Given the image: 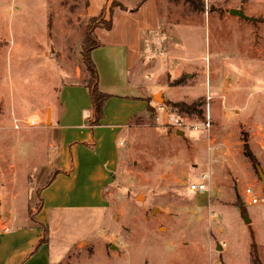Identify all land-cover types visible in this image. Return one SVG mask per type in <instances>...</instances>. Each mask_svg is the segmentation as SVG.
Returning <instances> with one entry per match:
<instances>
[{"label": "rangeland", "instance_id": "1", "mask_svg": "<svg viewBox=\"0 0 264 264\" xmlns=\"http://www.w3.org/2000/svg\"><path fill=\"white\" fill-rule=\"evenodd\" d=\"M158 1L161 29L147 34L139 73L151 76V103L165 106L159 123L154 106L130 97L138 88L130 91L122 56L105 48L95 53L105 78L125 82L93 129L82 116L90 97L81 52L106 0H0V244L22 230L1 245L0 264L23 246L58 151L71 172L45 195L85 203L43 211L51 256L69 253L58 264H254L252 241L264 264V0H205L203 11ZM198 121L209 126L191 127ZM123 149L129 172L116 167ZM198 181L206 190L189 188Z\"/></svg>", "mask_w": 264, "mask_h": 264}, {"label": "crops", "instance_id": "2", "mask_svg": "<svg viewBox=\"0 0 264 264\" xmlns=\"http://www.w3.org/2000/svg\"><path fill=\"white\" fill-rule=\"evenodd\" d=\"M112 1L116 2L115 4H112L115 6H111L110 3ZM158 2H159L158 0H106V4L98 12V14L102 11L104 12L103 20L99 22V25L95 26L92 30L94 35L97 36L101 41L100 42L101 45L92 50L93 60L96 64L99 74V81H98L99 89L108 95L115 96V94L112 93H121L122 86L125 82V80L115 83L108 82L103 74L99 60L95 58L96 52H100L105 48H108L109 50H111L112 48L122 56L123 61L126 63V83L130 88V91L135 90L136 89L135 86L138 88V90L136 92H133V94H131L130 97L143 99V101H145L147 104L146 106L147 112L149 105H151L149 102H152V100L156 99L158 97V94L155 91L150 92L148 91L147 88L144 87L143 84L145 82L144 80L151 76L150 74H144V73L141 74L139 73V70L142 69L140 65V61L144 59V57L142 56L144 50L142 51V48L144 45V41L148 37L147 34L150 33L149 31H156L160 28V21L158 16V7H157ZM110 20H111V28H106L107 23ZM145 51H147L148 53L152 52L149 46L146 47ZM110 61L113 62V58H111ZM132 81H136L140 85H138L137 83H131ZM130 83L133 84L134 86H131ZM72 87H79V84L77 86L74 85V86L65 87L66 88L65 90ZM177 90L179 91L180 89ZM84 102L85 100H82V103ZM60 104L61 102H59V105ZM82 111H83L82 116L84 117V119L88 120L89 127H92L93 129H98L103 126L102 125L103 119L100 121V124L97 125H93L90 123L91 105L89 107L87 106L83 108ZM66 112H67V108L63 109V107H60V112L58 114L59 123L61 117L64 114H66ZM50 119H51V115H50ZM51 123L52 121L50 120V124ZM128 123L129 122L127 121L125 124H123V130L120 131V135L122 136L128 135L127 133V130L129 129L128 127L129 125L133 124V122L129 125ZM58 152H60V154L58 155L59 158L58 166L60 167L61 151ZM127 153L128 152H126L125 149H123L120 152V154L118 152L116 167L119 169L120 166L123 165L124 171L127 170L129 172V169L127 167L125 168V158ZM59 167L58 170L55 171L52 179L49 182L45 183L43 186H41V188L39 189L40 190L39 191L40 196L38 195L39 198L36 195L38 201L36 200L37 202L35 206L37 207V204L40 202L41 207L40 208L38 207V209H36L35 217L39 223H43L47 227L48 235H49L48 241L41 243L37 248L35 247L33 251L34 245L38 243L39 239L41 238V228H39L37 226V223L33 221L35 223L34 224L29 217L26 218L28 222V225L26 224V226L28 228L24 231V233L21 234L25 238L24 242L22 243L23 246L19 249H16V255L14 256L11 255L9 257L11 259V263L13 264H35V262H38L37 264H58L60 262H63L64 259L69 254L67 253L62 258H60L61 256H58L57 258H53L50 254L49 224L51 225V220H49V212L53 209L54 211L55 210L63 211L62 209L67 210L75 205L79 207L85 206V203L82 202L77 204H71L74 198L73 193L72 194L59 193L57 196L58 199L51 198V196L45 195L48 189L55 182H57L59 178L70 175L71 170L69 169L65 170ZM75 193L77 195L76 199L78 201L84 200L83 193H79V190ZM47 208L49 209V212L44 217L43 211ZM12 224L10 227L11 229L16 227L15 222H13ZM10 228L6 232H10ZM19 231L21 232L22 230ZM18 233H13V232L6 233V235L10 237H6V240H3L1 242L0 247L1 245L2 246L6 245V243L12 240L13 236H17L16 234ZM8 255L9 254H4V258H7Z\"/></svg>", "mask_w": 264, "mask_h": 264}, {"label": "trees", "instance_id": "3", "mask_svg": "<svg viewBox=\"0 0 264 264\" xmlns=\"http://www.w3.org/2000/svg\"><path fill=\"white\" fill-rule=\"evenodd\" d=\"M189 7L194 10V11H203L205 9L206 3L204 2L205 0H184ZM116 2L112 1L110 4L111 6H115L112 4H115ZM118 4V3H117ZM103 14L104 12H100L99 16V22L103 20ZM95 26L91 27L90 29L86 28L84 31V45L85 47L82 49L81 52V59H82V64L84 67V72H85V77L82 79V85L85 86V88L88 91L89 97H90V105H91V117H90V123L93 125L100 124V121L104 118V107L109 99L110 95L102 92L99 89L98 86V81H99V74L98 70L96 67V64L92 58V50L98 46L101 45L100 41L98 40L97 36L94 35L93 33V28ZM106 28H111V20L107 23ZM175 107L178 108L179 111L181 112H196L199 110L195 109V103L192 104H186L184 102H176V103H171ZM55 173V172H54ZM54 175V174H53ZM53 175H51L48 179L47 182H49ZM38 190V195L40 196ZM38 207L40 208V202L37 204V209ZM31 220L37 223V226L41 228V238L39 239V242L36 245V248L44 242L48 241V229L43 223H39L34 215V217H31ZM251 246V259L254 262V264H260L259 258H258V252L256 249V244L255 242L252 241L250 244Z\"/></svg>", "mask_w": 264, "mask_h": 264}, {"label": "built area", "instance_id": "4", "mask_svg": "<svg viewBox=\"0 0 264 264\" xmlns=\"http://www.w3.org/2000/svg\"><path fill=\"white\" fill-rule=\"evenodd\" d=\"M151 51L152 52H155L157 51L158 47L157 45L155 44H152L151 47H150ZM152 106H154V110L156 112V121L159 123V114L163 113L165 111V106L162 104V103H156L155 105H153L151 102H149ZM165 118L166 120H172L173 119V115L172 114H166L165 115ZM191 127H193L194 129H198L199 127H202V128H207L209 126V123L208 122H200L198 121V123H190ZM189 188L191 190H194V191H198V192H202L204 190H206V184L202 181H198V182H194V183H191L189 185ZM246 194L250 197V201L251 202H256V197L253 196V192L250 188H246L245 190ZM125 251L129 252L130 251V247L127 246L125 248Z\"/></svg>", "mask_w": 264, "mask_h": 264}, {"label": "water", "instance_id": "5", "mask_svg": "<svg viewBox=\"0 0 264 264\" xmlns=\"http://www.w3.org/2000/svg\"><path fill=\"white\" fill-rule=\"evenodd\" d=\"M237 13H239L240 15H242V12H237ZM258 172H259V175L261 177L262 182H264V174L261 172L260 168H258ZM245 220L247 221V218L246 217H245ZM217 247H218V249H221V245L220 244H218Z\"/></svg>", "mask_w": 264, "mask_h": 264}]
</instances>
